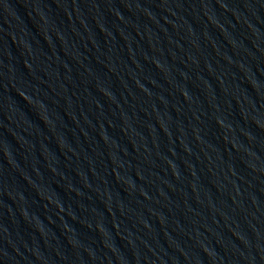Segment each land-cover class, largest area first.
<instances>
[{"label":"water","instance_id":"95a60500","mask_svg":"<svg viewBox=\"0 0 264 264\" xmlns=\"http://www.w3.org/2000/svg\"><path fill=\"white\" fill-rule=\"evenodd\" d=\"M0 264H264V0H0Z\"/></svg>","mask_w":264,"mask_h":264}]
</instances>
